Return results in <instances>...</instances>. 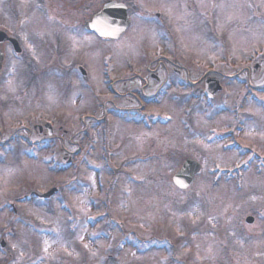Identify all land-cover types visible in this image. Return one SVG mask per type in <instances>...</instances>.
Listing matches in <instances>:
<instances>
[{"label":"rangeland","instance_id":"1","mask_svg":"<svg viewBox=\"0 0 264 264\" xmlns=\"http://www.w3.org/2000/svg\"><path fill=\"white\" fill-rule=\"evenodd\" d=\"M122 1L106 38L82 26L104 0H0L24 51L0 70V262L264 264V0ZM25 133L54 140L28 155Z\"/></svg>","mask_w":264,"mask_h":264},{"label":"water","instance_id":"2","mask_svg":"<svg viewBox=\"0 0 264 264\" xmlns=\"http://www.w3.org/2000/svg\"><path fill=\"white\" fill-rule=\"evenodd\" d=\"M130 18L127 12V6L124 2L118 0H106L101 9H99L93 17L85 22V26L88 29L96 31L99 35L106 37H118L129 25ZM5 36V32L0 30V38ZM15 43L16 39L11 38ZM19 50V47H17ZM1 61V54H0ZM221 85L218 79L207 77L205 82V91L210 95L217 89H220ZM200 169V163L193 159H186L181 167L173 175L174 182L180 187L188 186L193 180L196 172ZM54 191V188L44 192L43 196H48ZM247 221H252L253 216L248 215ZM1 245H5V241L1 240ZM0 264H8L2 262Z\"/></svg>","mask_w":264,"mask_h":264},{"label":"flooded vegetation","instance_id":"3","mask_svg":"<svg viewBox=\"0 0 264 264\" xmlns=\"http://www.w3.org/2000/svg\"><path fill=\"white\" fill-rule=\"evenodd\" d=\"M1 46H3V48H7V47H11V42H9L8 40H5L2 44H0ZM175 69V68H174ZM150 75L151 76H156V79H159V75L158 74H155L153 72H150Z\"/></svg>","mask_w":264,"mask_h":264},{"label":"snow or ice","instance_id":"4","mask_svg":"<svg viewBox=\"0 0 264 264\" xmlns=\"http://www.w3.org/2000/svg\"><path fill=\"white\" fill-rule=\"evenodd\" d=\"M45 251H47V249H45Z\"/></svg>","mask_w":264,"mask_h":264}]
</instances>
